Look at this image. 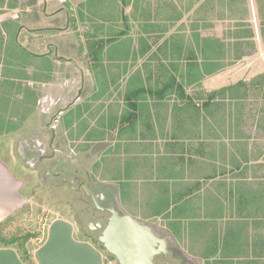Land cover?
I'll use <instances>...</instances> for the list:
<instances>
[{"label": "crops", "instance_id": "0c3cea01", "mask_svg": "<svg viewBox=\"0 0 264 264\" xmlns=\"http://www.w3.org/2000/svg\"><path fill=\"white\" fill-rule=\"evenodd\" d=\"M263 1L132 0V20L144 24L141 33L153 34L161 40L162 48L114 47L107 56L114 63L121 62L115 65L117 71L108 73L110 66L102 70L104 73L90 81L87 98L83 96L82 79L77 101L58 110L60 131L58 137L52 135L53 154L69 151L82 156L85 163L76 166L73 174L72 167L67 166L54 175L70 191H81L88 175L91 191L99 207L107 209L108 219V210H115L150 227L165 241V256L178 264L182 259L174 252L176 248L194 264H264V209L259 205V210L252 212L250 203H245L250 195L244 191L246 185L264 182V151L257 138L262 129H250L249 124L240 129L205 127L204 112L196 111L208 94L264 75L263 71L251 79L218 86L222 80L219 74L229 65L222 64L228 46L225 42H231L230 52H237L233 53L236 61L261 54L264 26L259 23L258 30L257 23L264 19L260 14ZM189 18L186 29L192 33L197 57L188 65L184 64L183 46L169 47L172 39L168 35L175 25L182 30ZM206 24L218 25L219 34L225 32L226 38H219ZM209 32L212 35H207ZM175 40L180 43L182 38ZM138 41L143 44L146 40L140 37ZM150 53L148 71L143 73L139 67L130 78H120L135 67L125 65L126 56L132 55L136 61ZM193 66L188 77L187 71ZM175 67L179 72L186 70V74L179 76L177 72L179 78L174 77ZM246 97L242 101L245 116L253 119L255 114L264 115L261 97L250 91ZM240 135L242 140L237 138ZM71 165L74 167V161ZM11 167L14 165L0 157V222L21 206L24 182L12 175ZM75 183L77 189L73 188ZM237 186L243 188L239 202ZM86 194L94 207L83 214L88 229L89 224L99 223L92 216L104 212ZM99 228L88 229L99 234L97 241L103 230ZM79 232L71 218H55L47 225L43 242L27 252L30 261H24L13 247H0V264H108L103 251L90 237L76 235Z\"/></svg>", "mask_w": 264, "mask_h": 264}, {"label": "rangeland", "instance_id": "374dc122", "mask_svg": "<svg viewBox=\"0 0 264 264\" xmlns=\"http://www.w3.org/2000/svg\"><path fill=\"white\" fill-rule=\"evenodd\" d=\"M7 1L16 4L17 8L8 9L5 7L3 8L4 10H0V23L7 20H16L19 23L20 27L16 34L17 41L35 54H51L50 59L52 60V58H56L54 56L56 52V56L63 58V60L59 61L57 59L58 61H56L57 64L53 75L55 76V81L48 85H42L44 88L41 86L45 89V92L37 103V110L33 120L25 124L21 129L22 132L12 139L0 140V157L10 165H14V167H11L12 175L24 182L21 191V206L0 222V230H3V235L7 242L12 239L16 240V243L11 244V247L19 251L20 248L18 247L21 245L22 248L29 252L33 247L43 242L45 230L51 220L62 217L71 218L81 230L76 235L82 238L90 237L98 248L103 251L109 262L108 264H118L112 256L104 251L105 248H103L101 243L97 241L99 234H91L88 230L92 229L90 228L91 224L88 225L87 229V222L83 214L85 211L94 210L88 195L82 190H67L68 188L63 180L54 175L60 170V173H62L64 167L67 166L73 168L70 169L73 174L76 166L83 167L85 163L82 156H74V153L72 154L69 151H67L68 154L67 152L53 154V147H55L54 138L58 137V132L60 131V126L57 122L59 117L58 110L64 109L69 103L77 101L76 94L82 79L85 81L83 96L87 98L91 94L90 85L92 82L90 81L97 79L98 74L104 73L103 71L107 70L108 66L111 67V71L108 68V73L114 74L117 71L115 65H121V62L114 63L112 59H109L107 56L108 51L111 53L110 50L115 49L114 47L127 48L126 45L129 42V49L134 48L136 50L145 46L150 49L162 48L161 40H157L153 37V34L148 36L141 33V28H143L144 24L137 25L131 17L132 6L130 5L132 0ZM261 13L264 18V4L260 8ZM259 23L264 26V19L257 23L258 30ZM206 25H208L209 29H214L218 33L219 38H226L225 32L219 34L221 28L218 25ZM182 26V30H179L178 26L172 28L171 32H169L168 36L172 40H170L168 46L178 47L182 45L185 51L183 60L186 62L184 64L187 63L189 65L197 57L195 41L190 39L192 33L186 29V27L189 28L190 26V18L188 23H184ZM253 26L256 27V23H253ZM209 33L207 35H212V32ZM177 36L182 38L180 43L175 40ZM140 37L146 40L142 41L143 44L138 41ZM261 40L264 41V36ZM10 43L11 41L8 40V47L5 45L7 49L6 58H9L10 62H13L17 67L26 64L27 67L25 68L21 66L23 72L24 70L27 71L26 68H28L29 72L35 70L37 66L29 65L38 60H34V58L32 60L30 56H25L23 53L14 54L12 58L10 55ZM225 45L228 46L225 47L226 51L224 52L222 64L224 66V64L229 62V65H225L226 69L219 74V78L222 80L218 82V86L229 85V83H235L240 79H251L264 71V45L259 46L261 54L258 53L257 56L253 54L252 58L244 61L235 60L236 56L233 53L237 52L234 49L235 52H230L231 42H225ZM98 50L101 51V57L99 62L93 63L94 56ZM151 54H147L143 59L139 58L136 61L133 59L134 56H126L127 62H125V65L133 64L135 67L131 68L132 70L128 69V73H125L120 78L128 79L131 72L139 69L143 73L148 71L152 65L150 61ZM67 60H72L76 67ZM38 62H41L42 67V61L39 60ZM47 66H50L49 62H46ZM175 70L173 72L174 77L179 78L178 75L186 74V70L179 72L176 67ZM193 70L194 66L192 70L187 71L188 77ZM208 85L213 87L211 83H208ZM258 107L249 106V108H254L255 110H258ZM254 116V121L249 119L246 124H249L250 129L257 130L259 128L256 127V121L259 118H263V115L255 114ZM48 128L53 129L55 134L53 139ZM257 138L260 149L264 151V129L259 132ZM56 141H58V138H56ZM262 154L261 156L264 157V152ZM51 157V162H49ZM73 161L74 167L71 165ZM48 168H51L52 174L48 171ZM261 171L264 172V168ZM80 178L82 181L85 179L86 182L85 176ZM73 188H78L77 183L73 185ZM174 252L180 255L182 259L180 264H194L184 257L180 249L176 248ZM161 255L155 257L154 264H160ZM163 255L165 256V254ZM171 264L178 263L172 262Z\"/></svg>", "mask_w": 264, "mask_h": 264}, {"label": "trees", "instance_id": "16d2710c", "mask_svg": "<svg viewBox=\"0 0 264 264\" xmlns=\"http://www.w3.org/2000/svg\"><path fill=\"white\" fill-rule=\"evenodd\" d=\"M6 1L7 0H0V10L5 7L8 9L17 8L16 4ZM16 22V20H7L0 23V139L15 137L22 132L21 129L25 124L33 120L37 110V103L41 98V86L55 81V76L53 75L57 64L56 61H58L55 57V59L52 58L51 60V54H35L23 47L16 39L17 30L20 27L19 23L17 22V24ZM8 40L11 41L10 55L12 58L14 54L23 53L25 56H30L32 60L33 58L34 60H41L43 66L41 67V62L39 63L37 61L29 65L37 66L35 70L29 72L28 68H26L27 71L24 70L23 72L21 66L25 68L27 67L26 64L17 67L5 56V53H7L6 46L8 47ZM208 42L210 43V40ZM126 46L129 48L130 42ZM100 57L101 51L98 50L94 56L93 63L99 62ZM46 62H49L51 68L50 66L46 67ZM162 77L163 75L161 74L159 78ZM249 91L253 96H260V100L264 101V75L257 76L250 83L244 84L240 82L223 91L210 93L204 97L200 103L201 108L196 109V111L199 112L202 110V112H204L205 127L240 129L248 126L246 123L249 120V116H245L244 114L242 101L247 99L246 93ZM188 107L191 109L190 106ZM237 108L240 109V112H237ZM256 127L259 129L264 128V115L263 118H259L256 121ZM237 138L242 140L244 136L240 135ZM245 187V193L248 196L250 195L249 198L245 199V203L247 205L250 203L252 212L255 210L258 211L259 205L264 209V182L253 183ZM242 190L243 188L241 189L237 186V202L240 201ZM262 220H264V215L262 216ZM262 223L264 226V222ZM13 243H16V240L12 239L7 242L3 235V230H0V247H11ZM18 248H20V252L18 250L17 252L21 255L22 259L24 261H30L26 249L22 248L21 245Z\"/></svg>", "mask_w": 264, "mask_h": 264}, {"label": "water", "instance_id": "95a60500", "mask_svg": "<svg viewBox=\"0 0 264 264\" xmlns=\"http://www.w3.org/2000/svg\"><path fill=\"white\" fill-rule=\"evenodd\" d=\"M58 60L56 52L54 53ZM72 62V60H67ZM54 136L52 128H48ZM88 183L82 189L89 194L95 207L100 211H106L99 207L97 199L89 186L90 178L87 175ZM69 184V183H68ZM111 217L108 219L99 237L105 250L112 255L118 264H154L156 256L165 254L166 243L158 238L146 225L133 220L128 216H120L115 210H109ZM98 227H101L98 225Z\"/></svg>", "mask_w": 264, "mask_h": 264}, {"label": "flooded vegetation", "instance_id": "af4514ba", "mask_svg": "<svg viewBox=\"0 0 264 264\" xmlns=\"http://www.w3.org/2000/svg\"><path fill=\"white\" fill-rule=\"evenodd\" d=\"M65 11V10H64ZM49 53H50V51H49ZM48 171L50 172V173H52L51 172V170H50V168H48ZM83 185L84 184H82L81 186H80V190H82V187H83ZM107 211V210H106ZM109 211V210H108ZM104 213H101L100 215H93L92 217L94 218V219H98V221H96V223L97 222H99V223H97V226L98 225H100L101 226V228L103 229L104 227H105V225H106V223H107V219H108V217H107V213L105 214V211H103ZM97 226H95V224H91V226H90V228H92V229H96V227ZM99 228V227H98ZM101 228H99L100 230H101ZM162 256V259H161V261H160V264H171L172 262L173 263H175V261L173 260V257H169V258H167L166 256H164L163 254L161 255ZM171 258V259H170ZM172 260V261H171ZM171 262V263H170Z\"/></svg>", "mask_w": 264, "mask_h": 264}]
</instances>
